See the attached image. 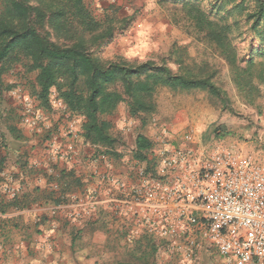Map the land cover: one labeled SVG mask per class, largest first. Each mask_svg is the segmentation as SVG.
I'll return each mask as SVG.
<instances>
[{"label": "rangeland", "instance_id": "1", "mask_svg": "<svg viewBox=\"0 0 264 264\" xmlns=\"http://www.w3.org/2000/svg\"><path fill=\"white\" fill-rule=\"evenodd\" d=\"M260 2L190 0L185 7L184 0H84L113 29L92 48L99 60L153 61L174 73L209 76L221 91L159 87L152 109L136 115L121 102L102 116L115 139L112 146L86 140L84 116L69 110L56 92L40 103L34 72L15 64L0 75V195L37 198L24 209L0 212V264H224L213 251H194L184 260L179 240L174 245L136 234L134 221L115 211V180L126 191L137 182V170L155 158H135V138L143 134L157 145L163 130L173 137L191 132L200 142L223 140L264 162V21L255 20ZM192 6L208 12L219 27L226 25L238 66L254 60L250 90L237 88L221 49L190 20ZM42 190L53 199L40 197Z\"/></svg>", "mask_w": 264, "mask_h": 264}, {"label": "trees", "instance_id": "2", "mask_svg": "<svg viewBox=\"0 0 264 264\" xmlns=\"http://www.w3.org/2000/svg\"><path fill=\"white\" fill-rule=\"evenodd\" d=\"M184 1L185 7L189 5L190 0ZM1 2L0 75L15 64H20L26 73L34 72L33 88L40 103L47 104L50 94L56 92L69 110L84 116L83 136L93 144L113 145L115 139L102 116L110 114L121 102L127 101L130 114L136 115L152 109L151 96L159 87L180 91L202 89L213 95L221 93L209 76H196L187 70L174 73L170 67L153 61L106 62L96 58L92 48L110 38L113 29L95 17L84 0ZM187 12L190 20L221 49L230 64L237 88L241 92L246 88L250 90L248 77L254 60L248 58L244 68L238 66L240 60L226 39V25L219 27L210 20L208 12L197 6L189 7ZM256 19L264 21L263 2L258 4ZM213 131L220 135L217 129ZM135 147V158L143 161L153 142L138 134ZM4 163L5 158L0 157V174ZM154 163H150V168ZM52 196V192L41 191L40 197L44 200H52ZM36 200L27 197L24 200L17 197L6 199L0 195V212L6 213L10 206L24 209ZM150 246L156 252L152 241Z\"/></svg>", "mask_w": 264, "mask_h": 264}, {"label": "built area", "instance_id": "3", "mask_svg": "<svg viewBox=\"0 0 264 264\" xmlns=\"http://www.w3.org/2000/svg\"><path fill=\"white\" fill-rule=\"evenodd\" d=\"M192 142L191 132L174 140L163 130L154 166L145 162L128 191L116 178L115 211L138 235L179 240L184 260L213 251L224 264H264V162L223 140Z\"/></svg>", "mask_w": 264, "mask_h": 264}, {"label": "crops", "instance_id": "4", "mask_svg": "<svg viewBox=\"0 0 264 264\" xmlns=\"http://www.w3.org/2000/svg\"><path fill=\"white\" fill-rule=\"evenodd\" d=\"M145 137L147 138V136H145ZM171 137H172L174 140H177V138H179L180 136H177V137H173V136H171ZM154 141H155V140H154ZM199 142H200V141H199V138H197V137H195V136L193 135V142H192V144L196 146V145L199 144ZM153 145H154V142H153ZM157 145H159V144H157ZM157 145H156V146H157ZM243 146H244V145H243ZM252 148H253L252 146L249 147V149H252ZM146 163H147V162H146ZM114 189H115V192H114L115 195H114V196H116V195H117V192H118V191H117V186H115ZM102 197L104 198V195H103ZM116 213H117L120 217H121V216H128L129 219H131L130 216H129L128 214H125V213H118V212H116ZM131 220H132V219H131Z\"/></svg>", "mask_w": 264, "mask_h": 264}]
</instances>
